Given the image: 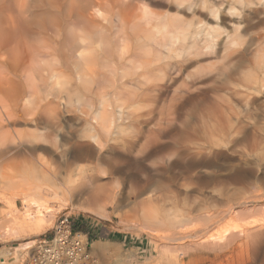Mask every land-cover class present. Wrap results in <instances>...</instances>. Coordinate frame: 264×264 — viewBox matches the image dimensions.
<instances>
[{
  "label": "bare ground",
  "instance_id": "obj_1",
  "mask_svg": "<svg viewBox=\"0 0 264 264\" xmlns=\"http://www.w3.org/2000/svg\"><path fill=\"white\" fill-rule=\"evenodd\" d=\"M205 11L215 22L214 25L212 21L215 31L201 15ZM225 15L234 17V20L229 19L230 28L220 31L224 24L218 21ZM245 21L248 23L245 34H260L254 37L259 41L254 40L258 42L256 44L264 42V32L257 31L260 24L255 25V22L264 21V0H0V201L7 205L4 213L7 224L0 225V235L18 238L26 232L36 234L51 219L53 205L50 202L53 199L79 195L85 197L87 204L94 206L110 198L112 194L108 192L107 184L102 183L96 174V177L88 176V170L94 168L78 167L77 162H82L85 154L95 151V148L101 152L113 147V141H118L125 154L137 157L134 164L141 165L144 157L139 158L143 153L137 149L139 136L124 137L120 134L128 120L142 125L138 131L141 132L152 118H148L146 112L136 113L135 107L130 111L131 106L166 97L182 81L184 96L195 91L202 94L205 86L215 85L217 81L235 82L239 76L234 77L231 61L236 62L234 55L237 52L231 46L240 37L238 32ZM256 44L254 47L258 46ZM205 51L206 54L203 53ZM211 54L214 62L216 58L222 60L220 64L216 62L214 67L213 64L207 65L208 58V63L204 61L212 71L205 73V69L200 68L204 73L199 70V75L195 74L202 66L193 67L198 61L196 58L203 55L211 57ZM188 66L191 68L189 71L195 73H189L186 81ZM217 91L213 90L209 95L214 99L218 96ZM223 93H219L220 97ZM200 94L195 93L196 97ZM224 94L227 95L226 92ZM200 96L197 98L207 103L203 100L206 96ZM212 100H209L210 106L218 104ZM71 102L76 105L71 108L76 114L71 110L66 113L77 115L80 129H84L81 128L84 124L88 128L82 139L90 137L95 145L81 143L76 146L77 153L69 155L59 139L63 128L61 116L65 114L63 107L66 104L69 108ZM66 106L65 111L68 109ZM217 107L213 106L215 109L212 111H217ZM109 156L112 164L113 160L117 161L116 157ZM144 160L148 161L146 165L157 170V157ZM107 169L102 170L103 174L112 171ZM75 174L82 175L83 180L89 179L84 181L85 184H78L81 179H73ZM153 188L148 187V190L153 191ZM155 188L159 192L170 190L166 184H158ZM253 188L249 194H255V200L258 198L257 201L264 205V196ZM16 196H21L23 209L16 206ZM253 197L250 195L251 199ZM232 200L234 197L229 196L222 208L216 206L222 211L199 216L203 219L201 222L208 220L204 225L218 216L228 217L223 226L220 224L221 231L216 233L202 227L203 223H198L202 228L198 225L199 229H193L192 221L199 219L182 211L162 218L154 213L143 214L144 219H153L149 227L151 232L155 231V237L161 229L160 232L164 233L159 236L165 235L162 237L173 241L164 245L163 242L158 245L157 240V244L155 240L152 242L154 248L159 247L153 264H191L194 259L191 251L200 248L214 251L213 261L222 256L219 264H264V208H261L259 217L254 214L253 217L257 218H252V215L247 216L246 206L237 210ZM229 204L232 206L223 210ZM246 216L248 218L245 219ZM219 217L218 223H222ZM18 247L9 249L6 257L15 259L20 252L21 247ZM1 259L4 263V258H0V262Z\"/></svg>",
  "mask_w": 264,
  "mask_h": 264
},
{
  "label": "rangeland",
  "instance_id": "obj_2",
  "mask_svg": "<svg viewBox=\"0 0 264 264\" xmlns=\"http://www.w3.org/2000/svg\"><path fill=\"white\" fill-rule=\"evenodd\" d=\"M201 15L205 21L207 20L208 25L214 22L212 19L210 20L206 11ZM229 19L234 20V17L227 18V15H225L219 18L218 22L221 25L224 24L223 27L220 28V31H224L225 28H230L228 24L230 21ZM263 23L264 21L259 23L255 22V25L260 24L258 26L261 27H257V31L264 32ZM213 24L215 25V22ZM246 24L248 25L246 21L243 22V26L242 28L240 27V31L238 32L240 33L238 34L240 35V39H236V43H234V45L232 44L233 47L231 46V49L237 52L234 55L236 62L231 61V69L234 73V77L239 76V78L237 77L238 79H235L236 83L234 80H232V83L225 80H221L220 82L217 81L215 85L208 84L211 86L209 89L207 85L201 91L206 98L200 94V92L198 93V91L187 93L192 97L191 98L187 94L184 96L182 90L185 88V85L182 84L183 81H180L181 84H179L178 87L175 85L170 91L171 95L168 94L166 97L164 95V98L162 97L159 100L152 99V101L144 102L141 105L135 103L131 106L130 111L138 105L136 109L134 108L135 112L137 110L136 113L139 114H145L146 112V114H149L147 117L152 119H150L151 121L149 120L148 126H144L147 128L145 129L143 127L141 132L138 131H140L139 128H141L142 125H137L135 122L132 124V122L128 120L126 122L127 126H124L125 130H122L124 132L120 135L124 137L139 136L137 149L143 151V153L139 155V158L157 157L156 171L148 164L146 165L145 162L148 161L144 159L141 160V165L139 164L138 166L134 164L137 157L125 154L119 147L120 142L118 141L112 142L113 147L111 148L113 149L109 148V150L107 148L99 152V150L95 148L96 152H88V155L85 154V157L83 155L84 159L82 162L75 160L76 162L78 161V167L84 169L93 167L94 169H92V171L86 169L88 170L87 174L90 172L88 176L94 175L96 177V175H98L97 178H99L102 183L107 184V190L112 196L94 206L87 204L85 197L79 195H69L62 199L60 198L61 200L58 198V200H51V206L53 205L51 219L36 234H28V232H26L27 234L23 233L22 236L18 238H15L14 235H8V237L0 235V258H4L5 260L4 263H2L3 259H1L0 264H20V256L24 249L33 246L36 240L49 235L57 219L63 214H70L76 229L87 235L86 237H88L92 251L98 259L97 264H153L154 260H157L156 257L158 256L157 251H159V247L154 248L152 242L157 240L158 245H161L162 242V245H164V243L167 244L169 240L162 237L165 235L159 236L161 229H159L157 237H155V231H153L154 234L151 232L152 230H150L149 222H152L153 219L147 220L146 217L144 219V215L146 216L148 213H154L160 217H165L166 215L172 217V212L182 211L181 213H188L192 218L197 217V219H199V216L201 215L203 217L204 213L213 214L216 212L215 210L222 211V209L219 208H222L228 197L232 196L234 197V200H232V203H235V205L233 204V207L235 206L234 208L238 207L236 209L239 210L240 207L242 209L246 206L245 210L247 213L249 212L247 216L252 215V218H257L256 216L258 214L259 217V213H261L264 205L257 201L258 198L255 200V194H249V192H251V189L254 187L264 196V87L261 86H264V50H262L264 42H261L263 44H256L258 43L256 41L258 39L254 37L257 35V37H259L260 34H251V36L250 34H245V32L248 31V26ZM214 25L212 27L213 31H215ZM252 40L255 41H253V47H251L253 49L249 50L251 49L250 46H252L251 44L249 45V43ZM255 44L258 46L254 47ZM247 46L248 48H246ZM257 47L260 50L254 52V48ZM203 53L206 54V51ZM206 56L207 55H203V57L200 58L195 57L198 61L202 59L200 61L201 63L198 61L195 62L194 58L193 63L195 62V65L193 67L197 68L200 64L202 66L197 68L195 73V69L192 68V65H189L192 69L189 66L188 69H186L185 73L188 71L186 73L187 77H185L186 81H188L189 73L192 74L194 72L197 74L199 70L201 73V69H205V73L212 71L211 67H209V70L206 66L208 58L210 60L208 61L209 63L207 62V65L212 66L213 64L212 67H214V63L216 64L217 62V64H220L222 61L216 58L214 62L212 59L214 58L213 55L211 57ZM189 68L194 71H189ZM194 73L192 75H194ZM197 75H199V73ZM223 83L225 87L227 86L226 88ZM230 83L232 85H230ZM217 84H219L218 87L216 86ZM182 85L184 86L182 87ZM220 85L223 86L220 87ZM214 86L216 87L214 88ZM206 87L207 90L212 92L204 90ZM222 87L224 90H221ZM229 87L230 90L227 89ZM213 90H218L216 92L218 96L214 99L209 95L213 93ZM234 90L236 91L233 92ZM205 91L211 98L209 96L207 97ZM221 92H226L228 96L223 93L225 96L221 94L220 97L219 93ZM177 93L179 96H176ZM181 93H183L184 98L181 97ZM195 93L196 95L200 94L203 96L201 97L198 95L200 98H205L203 100L207 101V103L197 98L198 96L196 97ZM230 93L235 94L233 95ZM232 95L234 97H232ZM230 97L232 98L230 99ZM217 98H219V101ZM209 100H212V103L214 100L218 101V104H215L218 106L217 111L213 112L216 106L213 104L210 106L209 103H211V101L209 102ZM70 104L71 106L69 108V105L66 106L65 104L69 110L67 109L65 111V106L63 107L62 112H65V114L62 115L63 117L61 116V126L63 128L61 127L62 136L60 135L61 138L59 139L60 145L65 152H69V155L77 153L76 146L81 143L88 144L89 142L90 145H95L90 137H84V139H82L83 137L81 136L83 133L87 132L88 128L84 127L85 124H81V126L83 125L81 128L84 129H80V122L77 120L78 118H76L77 115H75L76 113L73 111L74 108L71 110L72 106L75 104H72V102ZM207 104L209 105L207 106ZM209 106L212 108L214 106L215 108H211V112H209ZM70 110L75 114H71L70 112L66 113ZM82 130H84V132ZM78 132H82V134ZM237 139L239 140L236 141ZM109 155H112V158L113 156L116 157L117 163L112 159V164ZM98 164H100V167L101 165L103 167L100 168ZM96 165L98 167H95ZM108 167L112 171L103 174L102 170ZM73 179L77 181L81 179L82 182L80 181L78 184H85L84 181H88L89 178L83 180L82 175L75 174ZM158 184L168 185L170 187L169 192H159L155 188ZM153 186V191L150 189L148 190V187L152 189ZM261 190H263V192ZM256 192L259 194L258 191ZM245 195L247 196L244 197ZM250 195L254 197L251 199ZM245 198L250 200L247 201ZM62 201L64 203H62ZM236 201L238 205H236ZM231 204L224 207L223 210L225 208L228 209L229 206H232ZM16 206L23 209L24 206L21 196H16ZM216 206H219V208L217 207L218 209H216ZM212 207L214 210L211 209ZM259 207L262 209L259 210ZM207 209H209V211ZM5 210H7V205L0 201V225L2 226L7 224L5 220L6 215L4 214L6 212ZM143 211L145 213H143ZM244 212L245 211H243V213ZM263 213L264 211L262 214ZM244 214H246V212ZM254 214H256L255 217H253ZM247 216L245 219L248 218ZM217 218L210 221L209 224L207 223V225H204V223L206 224L208 220L206 222H201L203 219L192 221L194 222L192 223L194 226L192 225L191 227H195L193 229H199L201 225L198 223H203L204 226L202 227L206 226L207 230H210L211 233H216V231L220 232L225 219H228V217L223 218L220 216L219 219L222 220V223H218L219 220ZM145 222L147 225L144 224ZM76 224H80V228H78ZM220 224L222 226H220ZM188 226L190 228V225ZM162 232L164 233V231ZM207 233L208 232H206V234ZM158 236L159 239L161 238L160 240ZM28 242H30V244ZM172 242L173 241H169V243ZM26 243L28 244L24 245ZM18 246L21 248L15 259L13 256L6 257V253L9 249ZM191 255L194 258L191 264H216V261L217 264H219V258L222 257L219 256V258L217 257L213 261L215 252L208 248L194 249L191 251ZM203 257L208 260H203ZM197 258H199L198 260H201V262L198 261Z\"/></svg>",
  "mask_w": 264,
  "mask_h": 264
},
{
  "label": "built area",
  "instance_id": "obj_3",
  "mask_svg": "<svg viewBox=\"0 0 264 264\" xmlns=\"http://www.w3.org/2000/svg\"><path fill=\"white\" fill-rule=\"evenodd\" d=\"M82 234L71 215L63 214L49 235L24 249L20 264H97L91 244Z\"/></svg>",
  "mask_w": 264,
  "mask_h": 264
},
{
  "label": "crops",
  "instance_id": "obj_4",
  "mask_svg": "<svg viewBox=\"0 0 264 264\" xmlns=\"http://www.w3.org/2000/svg\"><path fill=\"white\" fill-rule=\"evenodd\" d=\"M76 226H77L78 228H80V224H78V225L76 224ZM80 232H81V231H80ZM81 233H82V232H81ZM86 236H87V235H86ZM87 238H88V237H87Z\"/></svg>",
  "mask_w": 264,
  "mask_h": 264
}]
</instances>
